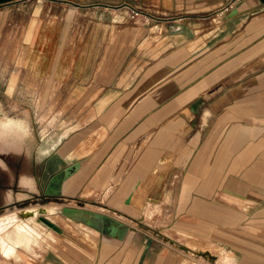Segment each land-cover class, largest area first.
<instances>
[{
    "label": "crops",
    "instance_id": "obj_1",
    "mask_svg": "<svg viewBox=\"0 0 264 264\" xmlns=\"http://www.w3.org/2000/svg\"><path fill=\"white\" fill-rule=\"evenodd\" d=\"M18 1L0 0V5ZM89 1L105 11L117 8L112 10L126 14L133 8L160 19V53L133 80L98 96L90 120L42 157L43 168L55 158L63 162L43 169L47 180L77 161L78 169L53 184L60 195L78 197L84 206H106V191L111 194L124 184L129 191L123 208L93 212L120 221L118 212L140 224L147 210L142 195L158 192L161 226L155 234L184 244L192 257L210 254L192 243L210 244L223 247L238 264H264V0H78V9ZM100 11L90 14L106 13ZM106 95L112 99L97 112ZM76 137L78 157L66 159L67 142ZM30 154H14L19 174H34ZM99 192L104 200H88ZM13 198L0 194V206ZM122 223V236L84 224L97 232L92 241L78 234L87 248L59 232L44 245L53 250L59 241H69L57 252L66 263L71 257L90 261L97 248L101 264L187 263L176 245L152 244L150 230Z\"/></svg>",
    "mask_w": 264,
    "mask_h": 264
},
{
    "label": "rangeland",
    "instance_id": "obj_2",
    "mask_svg": "<svg viewBox=\"0 0 264 264\" xmlns=\"http://www.w3.org/2000/svg\"><path fill=\"white\" fill-rule=\"evenodd\" d=\"M80 5L83 7L78 9V0H21L0 5V118L5 123L17 125L15 129H8L0 137V152L4 148L3 153H0L4 160H0V194H11L15 197L0 206V219L16 211L36 207L62 205L77 207L78 203L84 205L83 201H78V197L60 199V202L54 201L52 195L40 198V195L44 194L48 174L47 171L42 172L43 169H54L56 164L63 166V162L61 160L58 162L59 159L55 158L53 162L50 161V166L43 168L44 155L41 147L49 137L57 143L62 137L77 134L78 127L90 120L92 104L98 96H102L112 86L133 80L141 68L160 53L161 36L164 33L162 24L157 28L159 23L157 20L160 19L149 14L131 17L129 11L125 14L112 10L117 8L105 11L91 1ZM97 10L106 13L90 14ZM116 16L120 19H116ZM111 99L109 95L102 97L96 105V111L100 112ZM103 102L106 104L102 105ZM74 130L75 132L71 134ZM101 138L102 135L99 139ZM67 145L69 149L63 152V156L69 160L78 157L74 152L78 146V137L71 138ZM35 147H38V151L34 155ZM49 150L51 151L50 147ZM19 152L24 157L30 156L32 152L34 174L32 170H25L24 174H19L17 169H14L18 160L13 157ZM26 175H30L31 179L27 180ZM17 182L23 188L18 186ZM108 191L106 206L95 207L85 204L83 208L92 211L99 209L108 213H111L109 206L123 208L121 201L129 191L125 185L122 184L121 188L111 194ZM90 193V190L86 192ZM142 197L147 210L141 224L136 220L134 222L124 218L118 212L115 217L137 228L150 230L152 238L149 242L152 244L164 242L176 245L173 243L175 240L171 241L167 237L155 234V229L161 226V222L156 221V217H159L157 216L159 210L156 208L158 192L154 191ZM98 199L104 200L102 193L88 198ZM124 209L129 215H133L131 208ZM57 217L64 219L60 215ZM65 221L68 226L64 221L59 222L65 227V233L77 239L78 247L87 248L85 240L77 238L78 234L82 233ZM49 234L55 236L56 233ZM49 234L41 232L39 237L37 234L23 235L19 243L26 237L25 243L30 247L25 250L21 245L10 246L7 254H4L0 246V264H101L98 248L97 255L96 253L91 255L94 258L90 257V261L71 257L66 263L59 258L57 252L61 253V247L70 246V242L59 241L52 245L53 251L51 246L44 245L47 243L46 239L52 236ZM137 237L136 240H139L138 234ZM178 244L175 247L180 251L181 260L187 259L185 264H212L210 260V262L204 260L203 255L192 257L181 249L184 244L180 245L179 242ZM191 245L215 255L220 254L223 249L210 244L202 247L193 243ZM89 246L94 247V244L90 243ZM136 246L140 247L138 242ZM104 249L105 247L101 251L100 260L105 257Z\"/></svg>",
    "mask_w": 264,
    "mask_h": 264
},
{
    "label": "bare ground",
    "instance_id": "obj_3",
    "mask_svg": "<svg viewBox=\"0 0 264 264\" xmlns=\"http://www.w3.org/2000/svg\"><path fill=\"white\" fill-rule=\"evenodd\" d=\"M116 19H120L119 16H116ZM123 19V18H122ZM119 21V20H118ZM121 22V21H120ZM18 124V123H17ZM25 127V126H24ZM27 128V127H26ZM30 130V129H29ZM59 141L53 142L51 137L47 138L44 141V146H48L51 149H54L59 143H61L62 139ZM53 151V150H52ZM60 206L53 207H36L31 209L19 210L15 213L9 214L0 219V246L4 254H7L8 248L10 246L20 247L25 250L29 247V244L25 243L26 240L24 237L23 241L19 243V239L21 240L23 235L27 233L29 235L37 234L38 237L44 233H65V227L60 224V221H64V224L67 225V220L70 224H72L80 233L84 234L85 237L92 239L95 238L97 232L89 229L87 226L81 223H77L74 219L64 215L61 212ZM62 216L58 218L57 216ZM52 216H55V219H51ZM68 226V225H67ZM52 235V234H49ZM54 235V234H53ZM52 235V236H53ZM30 238V236H28ZM24 244V245H22ZM27 245V246H26ZM30 248V247H29ZM181 249L189 252L188 249L182 247ZM27 252H25L26 254ZM211 254V255H210ZM205 253L204 256L206 259H209L211 263L215 264H238L235 259V256L227 254L225 249L221 250L220 254L215 255L214 253Z\"/></svg>",
    "mask_w": 264,
    "mask_h": 264
},
{
    "label": "water",
    "instance_id": "obj_4",
    "mask_svg": "<svg viewBox=\"0 0 264 264\" xmlns=\"http://www.w3.org/2000/svg\"><path fill=\"white\" fill-rule=\"evenodd\" d=\"M74 169H78L77 161L64 167L58 174L51 176L44 187V194L40 195V198L45 197V195H52L54 201L56 202H60V199H64L60 195V189L58 187L55 188L53 184L60 182L61 177L63 179L67 178ZM59 176L61 177L59 178ZM42 202L45 203L43 200ZM83 206V204L79 203L77 207L62 205L61 212L75 221L83 222L99 231H107L110 235L118 234L119 236H122L126 232V226H124L122 222L113 219L106 214L84 209ZM131 220L133 219L131 218Z\"/></svg>",
    "mask_w": 264,
    "mask_h": 264
},
{
    "label": "flooded vegetation",
    "instance_id": "obj_5",
    "mask_svg": "<svg viewBox=\"0 0 264 264\" xmlns=\"http://www.w3.org/2000/svg\"><path fill=\"white\" fill-rule=\"evenodd\" d=\"M9 119V118H8ZM19 123V122H18ZM15 126H17L16 124H12V123H5V122H3L2 120H1V118H0V137H1V135L2 134H4L5 133V131H7L8 129H12V128H14ZM15 129V128H14ZM4 137H13L12 135H8V136H5L4 135ZM9 140V139H8ZM9 141H11V140H9ZM12 143V142H11ZM9 145H11L10 143H9ZM5 147H7V146H5ZM3 151H4V148H3ZM3 151H1L0 153H3ZM49 147L48 146H42L41 147V152H42V155H46V154H48L49 153ZM1 155V154H0ZM2 156H0V160L1 161H4L2 158H1ZM47 182H48V180L46 179V181H45V184H44V187L46 186V184H47Z\"/></svg>",
    "mask_w": 264,
    "mask_h": 264
},
{
    "label": "built area",
    "instance_id": "obj_6",
    "mask_svg": "<svg viewBox=\"0 0 264 264\" xmlns=\"http://www.w3.org/2000/svg\"><path fill=\"white\" fill-rule=\"evenodd\" d=\"M130 14H131V17H134V16H138V15H141V14H144V13L141 10H139V9L131 8L130 9Z\"/></svg>",
    "mask_w": 264,
    "mask_h": 264
}]
</instances>
